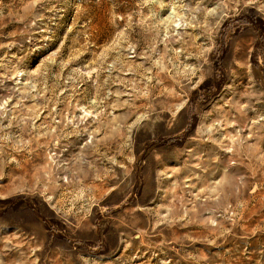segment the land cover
<instances>
[{
    "label": "rangeland",
    "instance_id": "1",
    "mask_svg": "<svg viewBox=\"0 0 264 264\" xmlns=\"http://www.w3.org/2000/svg\"><path fill=\"white\" fill-rule=\"evenodd\" d=\"M0 264H264V0H0Z\"/></svg>",
    "mask_w": 264,
    "mask_h": 264
},
{
    "label": "bare ground",
    "instance_id": "2",
    "mask_svg": "<svg viewBox=\"0 0 264 264\" xmlns=\"http://www.w3.org/2000/svg\"><path fill=\"white\" fill-rule=\"evenodd\" d=\"M240 186H241L240 184H238V185L236 186V187H237V189L235 190L236 192H239V191H240V189H241ZM229 207H230V205H228V209H229ZM231 207H232V205H231ZM232 210H233V207H232ZM213 222H214V226H215V227H218V224L221 223V222L218 221L217 219L214 220Z\"/></svg>",
    "mask_w": 264,
    "mask_h": 264
}]
</instances>
